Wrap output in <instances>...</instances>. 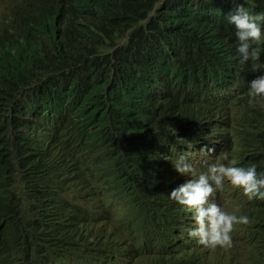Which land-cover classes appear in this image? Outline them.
Returning <instances> with one entry per match:
<instances>
[{"label":"trees","instance_id":"1","mask_svg":"<svg viewBox=\"0 0 264 264\" xmlns=\"http://www.w3.org/2000/svg\"><path fill=\"white\" fill-rule=\"evenodd\" d=\"M238 4L264 14V0H0V264L74 259L57 246L71 236L67 220L87 223L93 194L108 211L126 200L137 215L139 260L112 264L203 258L169 254L170 245L144 254L158 216L141 182L169 150L213 138L224 148L240 141L231 152L264 176V100L225 96L230 80L236 94L247 77L264 76V35L259 60L232 62L226 16ZM120 154L134 158H110ZM245 213L251 222L238 229L249 239L236 241L234 256L264 264V212ZM77 237L91 250L102 245Z\"/></svg>","mask_w":264,"mask_h":264},{"label":"clouds","instance_id":"2","mask_svg":"<svg viewBox=\"0 0 264 264\" xmlns=\"http://www.w3.org/2000/svg\"><path fill=\"white\" fill-rule=\"evenodd\" d=\"M226 18L235 27L237 39L238 52L232 62L243 65L250 60H259L260 52L254 45L264 35L261 24L257 23H264V14L251 16L243 5L238 4ZM236 80H230L224 85L225 96L249 100L250 104L256 99L264 100V76H258L254 80L247 77L235 94L232 84ZM202 137L207 139V136ZM239 142L233 143L229 148L223 147L221 138L207 140L197 147L185 144L169 150L162 161L154 165L151 174L141 182V194L151 204L152 212L158 216L155 224L145 233L151 237V241L144 254H154L156 251L151 252L154 246L164 248L170 245L172 252L167 253L172 255L193 252L202 255L203 258L195 264H229L232 256L234 262L230 261V264H256L241 262L234 256L236 241V245L242 246L240 241L249 239L245 240L239 229L237 232L240 224L247 225L251 222L245 208L249 214L264 212V176H258L255 164L245 167L231 152L240 150ZM110 158L123 161L134 157L120 154ZM216 158L217 161L213 160ZM197 162L201 164L200 167L196 166ZM167 163L169 167H166ZM92 196L93 199L88 200L90 218L85 225H79L75 219L65 222L71 236L57 247L62 248L66 243L68 250L65 249L64 253L67 251L75 256L66 264L84 261H89L90 264H103L107 261L112 264L122 255L124 260H139L140 255L134 250L139 247L140 240L132 243L137 238V231H132L131 226L137 215L129 202L119 200L108 211L99 197L94 194ZM52 202L50 200V204ZM177 215L182 217L180 226ZM133 228L138 230L139 227ZM232 230H235L234 236L230 235ZM82 231L99 238L102 245L91 250L89 241H82L77 237V233ZM161 234L168 235L167 243L157 242L154 238ZM254 247L262 251L260 242L255 243ZM211 248H215L214 251ZM50 250L54 248L51 247ZM171 262L174 263L175 260ZM37 263L47 262L40 256Z\"/></svg>","mask_w":264,"mask_h":264},{"label":"rangeland","instance_id":"3","mask_svg":"<svg viewBox=\"0 0 264 264\" xmlns=\"http://www.w3.org/2000/svg\"><path fill=\"white\" fill-rule=\"evenodd\" d=\"M196 166L197 167H200L201 164L200 163H196ZM242 216H246L245 214H242ZM37 222H40V223H44L40 218H38ZM245 224H240L239 225V228L241 229ZM240 229H239V232H240ZM237 232H238V228H237ZM231 236H234L235 235V230H232V232L230 233ZM240 237H238L239 239ZM239 242V241H238ZM215 248H211V251H214Z\"/></svg>","mask_w":264,"mask_h":264}]
</instances>
